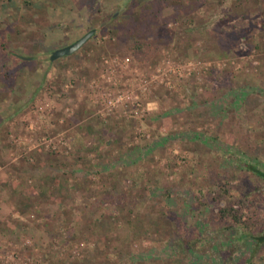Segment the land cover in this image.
I'll use <instances>...</instances> for the list:
<instances>
[{
	"label": "rangeland",
	"instance_id": "1",
	"mask_svg": "<svg viewBox=\"0 0 264 264\" xmlns=\"http://www.w3.org/2000/svg\"><path fill=\"white\" fill-rule=\"evenodd\" d=\"M46 3L0 0V264H264V0Z\"/></svg>",
	"mask_w": 264,
	"mask_h": 264
},
{
	"label": "water",
	"instance_id": "2",
	"mask_svg": "<svg viewBox=\"0 0 264 264\" xmlns=\"http://www.w3.org/2000/svg\"><path fill=\"white\" fill-rule=\"evenodd\" d=\"M95 34V29L92 28L88 30L85 34H83L80 38L77 40L71 42L70 44H67L65 46L59 47L54 49L50 56V60H55L56 58L65 56V55H70L77 51L86 41H88L93 35Z\"/></svg>",
	"mask_w": 264,
	"mask_h": 264
},
{
	"label": "trees",
	"instance_id": "3",
	"mask_svg": "<svg viewBox=\"0 0 264 264\" xmlns=\"http://www.w3.org/2000/svg\"><path fill=\"white\" fill-rule=\"evenodd\" d=\"M39 1L43 2V3L45 4L46 7H48V5H49V3H46V1L51 2V3L53 2V0H39ZM54 3H55V2H54ZM54 3L52 4V8H53V7L56 8V7L58 6L57 4L54 5ZM57 3H58V2H57ZM18 8H19V5H18ZM141 44H142V43H141ZM3 45H4V43H3ZM141 46H142V45L139 44V45L136 46V48L140 50V49L142 48ZM252 167H253V170H255V172H256L258 175H261V176L264 177V172H262V171H261L259 168H257L255 165H252ZM241 205H242V202H241ZM239 210H240V207L234 208L233 205L223 206V207L220 208L221 218H224V217L230 216V217L233 218L234 223H236V224L242 223L241 221H243V220H241V217H239V216L237 215V213H238ZM194 245H195V243H193V244L191 245V248H194Z\"/></svg>",
	"mask_w": 264,
	"mask_h": 264
},
{
	"label": "crops",
	"instance_id": "4",
	"mask_svg": "<svg viewBox=\"0 0 264 264\" xmlns=\"http://www.w3.org/2000/svg\"><path fill=\"white\" fill-rule=\"evenodd\" d=\"M12 103H14V108L17 107V103H16V102H13V101H12ZM12 103H11V104H12Z\"/></svg>",
	"mask_w": 264,
	"mask_h": 264
}]
</instances>
